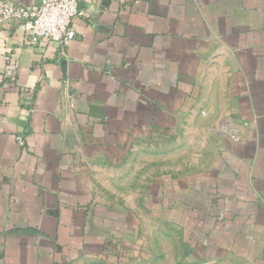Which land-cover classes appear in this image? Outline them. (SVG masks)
I'll return each mask as SVG.
<instances>
[{
    "label": "crops",
    "instance_id": "1",
    "mask_svg": "<svg viewBox=\"0 0 264 264\" xmlns=\"http://www.w3.org/2000/svg\"><path fill=\"white\" fill-rule=\"evenodd\" d=\"M72 23L0 31V264H264V0Z\"/></svg>",
    "mask_w": 264,
    "mask_h": 264
},
{
    "label": "built area",
    "instance_id": "2",
    "mask_svg": "<svg viewBox=\"0 0 264 264\" xmlns=\"http://www.w3.org/2000/svg\"><path fill=\"white\" fill-rule=\"evenodd\" d=\"M81 0H38L30 5L0 0V31L20 28L31 43L48 41L64 55L75 37L73 18Z\"/></svg>",
    "mask_w": 264,
    "mask_h": 264
}]
</instances>
